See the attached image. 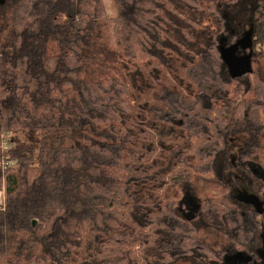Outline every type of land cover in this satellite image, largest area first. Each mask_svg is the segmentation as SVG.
<instances>
[{
    "label": "trees",
    "instance_id": "trees-1",
    "mask_svg": "<svg viewBox=\"0 0 264 264\" xmlns=\"http://www.w3.org/2000/svg\"><path fill=\"white\" fill-rule=\"evenodd\" d=\"M242 1L0 0V264H262L263 203L234 195L264 201V0Z\"/></svg>",
    "mask_w": 264,
    "mask_h": 264
},
{
    "label": "rangeland",
    "instance_id": "rangeland-1",
    "mask_svg": "<svg viewBox=\"0 0 264 264\" xmlns=\"http://www.w3.org/2000/svg\"><path fill=\"white\" fill-rule=\"evenodd\" d=\"M106 1V3H107V5L109 6V11H114V12H116V7H115V2H114V0H105ZM218 2H225L226 0H217ZM245 1H247V0H243L242 2H240V3H238L237 5H242ZM237 7V6H236ZM235 7V9L234 8H232V9H229L228 8V13H237V14H239V17L241 18V19H243V18H245V16H246V12L244 11V10H239L238 11V9ZM239 7H241V6H239ZM2 11H3V7H1L0 6V28H2L3 26H4V22H5V19H4V15L2 14ZM241 41H240V44H244V42H250L251 41V37H250V34H246L245 35V37L244 38H242V39H240ZM242 46H245V45H242ZM263 70H264V65H263ZM176 73V77H175V75L174 74H169L168 73V75L167 76H165V82L168 84V85H178V86H185L186 84H187V82H186V80H185V78H184V73H183V69L182 68H180L177 72H175ZM239 142H237L236 144H235V146H239ZM228 157L231 159V162L232 163H234V162H236V160H237V157H236V150L235 149H232L231 151H229V153H228ZM233 172V171H232ZM235 174H237V176L239 177V179L240 178H242L243 176H240V174L239 173H235ZM257 175H260V174H257ZM236 176V175H235ZM236 176V177H237ZM261 176V178H263L264 179V172H262V174L260 175ZM237 177V178H238ZM236 180H238V179H236ZM235 180V181H236ZM241 180V179H240ZM240 183V182H239ZM237 183H235V184H233V185H236ZM190 194V193H189ZM237 194H238V192H235L234 193V195H235V197H236V199L237 200H239V201H242V202H244L242 199H239V197L237 196ZM191 196V195H190ZM189 196V197H190ZM189 208H191V209H194V207H196V208H198L197 206L199 205V202L195 199V198H193L192 196H191V198H189ZM215 238H216V240H215V242H214V246L216 247V248H219L220 246H221V243H222V241H223V239H222V237L221 236H215ZM208 239H212V232L210 233V235L208 236ZM213 241H214V239H213ZM235 263V262H234ZM262 264H264V262H262Z\"/></svg>",
    "mask_w": 264,
    "mask_h": 264
},
{
    "label": "flooded vegetation",
    "instance_id": "flooded-vegetation-1",
    "mask_svg": "<svg viewBox=\"0 0 264 264\" xmlns=\"http://www.w3.org/2000/svg\"><path fill=\"white\" fill-rule=\"evenodd\" d=\"M239 191V190H238ZM240 199H242L243 197H245V196H249V201L250 202H245V203H248V204H250V205H252L253 206V208H261V207H259V205H257V204H255L254 202L256 201V202H262L263 203V207H264V201L262 200V199H259L258 200V198L257 197H255V195L254 194H249V193H247V194H244L243 196H241V195H237ZM252 197H253V199L254 200H252ZM261 206V205H260ZM260 210V209H259ZM262 251V259H263V261L262 262H264V247H263V249L261 250Z\"/></svg>",
    "mask_w": 264,
    "mask_h": 264
},
{
    "label": "built area",
    "instance_id": "built-area-1",
    "mask_svg": "<svg viewBox=\"0 0 264 264\" xmlns=\"http://www.w3.org/2000/svg\"><path fill=\"white\" fill-rule=\"evenodd\" d=\"M7 137L6 135H2V141H1V149L5 152L7 149H9L10 147H14V145H9L7 143ZM12 164V163H11ZM10 162H2V165H3V169H6L9 165H11Z\"/></svg>",
    "mask_w": 264,
    "mask_h": 264
},
{
    "label": "water",
    "instance_id": "water-1",
    "mask_svg": "<svg viewBox=\"0 0 264 264\" xmlns=\"http://www.w3.org/2000/svg\"><path fill=\"white\" fill-rule=\"evenodd\" d=\"M248 198H249V196H245V197L242 198V200H243L244 202H250ZM252 200H254L253 197H252ZM254 203L257 204V205L260 204V203H258V202H256V201H255ZM34 224H35V222H34Z\"/></svg>",
    "mask_w": 264,
    "mask_h": 264
}]
</instances>
